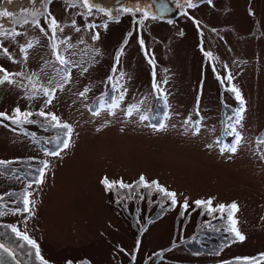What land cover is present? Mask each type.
Returning <instances> with one entry per match:
<instances>
[{
	"label": "rangeland",
	"instance_id": "374dc122",
	"mask_svg": "<svg viewBox=\"0 0 264 264\" xmlns=\"http://www.w3.org/2000/svg\"><path fill=\"white\" fill-rule=\"evenodd\" d=\"M180 3L170 22L90 14L81 0H0L12 14L0 16V67L15 82L0 85V112L50 111L73 129L71 146L49 157L65 129L39 115L23 125L0 117V159L44 158L48 173L28 188L29 213L16 211L20 195H3L20 184L0 173V223L26 232L50 264H264V0ZM233 86L244 98L240 124ZM229 125L240 133L236 153L225 150L236 138ZM105 177L133 187L109 192ZM208 199L215 212L195 204ZM233 202L246 239L211 245L208 234L233 239L212 224L230 223L218 206Z\"/></svg>",
	"mask_w": 264,
	"mask_h": 264
},
{
	"label": "snow or ice",
	"instance_id": "6c2138e0",
	"mask_svg": "<svg viewBox=\"0 0 264 264\" xmlns=\"http://www.w3.org/2000/svg\"><path fill=\"white\" fill-rule=\"evenodd\" d=\"M82 4L88 9L89 13L92 14L95 10V5H93L91 3V0H81ZM208 4H212L213 0H207ZM178 6L179 5V0H177ZM185 4L187 5L188 9H192L196 7L195 4V0H185ZM159 10L161 12H166L168 10L167 5L162 3L160 5ZM100 11L104 12L105 15L109 18H113L114 16L113 14L105 9H100ZM122 12L124 13H130V14H136V13H140L141 9L140 8H136V9H131V8H123L121 9ZM182 15L188 16L190 19H194V17L189 16V13L187 11H184L181 13ZM12 14L8 11H0V16H4V17H9ZM143 15L145 18H152V19H159V17H156L154 15H152L150 13V8L149 9H144L143 10ZM143 21H139L138 23H142ZM73 25H75V21L72 22ZM37 24H39V22H37ZM50 27L52 28L53 33H55L57 31V29L60 28L57 20L55 19V17H53L50 22ZM106 26V25H105ZM92 27H95L94 25H89V28L91 29ZM77 31H79L80 29L77 28ZM99 38V33H96L93 36V39H98ZM127 43V42H125ZM139 44L141 46L142 49H144L145 51V55H148L147 49L144 47L145 46V40L141 37L139 39ZM29 47H31V44L28 45ZM55 47V45H54ZM5 52H7V49L5 48ZM124 49H120V53L123 54ZM206 56H211L212 53L211 52H206L205 53ZM119 59L120 56L118 55L116 57L117 63H119ZM57 60L61 63V64H67L68 61L65 59L64 56L57 54ZM150 62H152V58L149 57ZM0 85L5 84L6 82H10V83H15L14 81L11 80V76L13 74L8 73L4 68L0 67ZM20 75H22V73H20ZM228 80L232 79V76L229 74L227 77ZM155 87H157V89H159V85H156ZM230 91L232 93L235 94V97L238 101H240L241 107L237 112V119L235 121L236 124H240L241 123V119H242V114L244 111L243 108V104H244V98L242 97L240 91L236 88V87H231ZM43 94L44 96H51L52 95V91L51 89H44L43 90ZM81 95H83V93H81ZM52 100L51 99H47L45 100V104H51ZM118 105H113V107H117ZM131 114V109L129 110V115ZM33 115L32 112H22L21 109L17 108L15 110V116H8L6 113L0 112V117H3L5 119H9L12 121V123L17 124V125H23L25 123L27 124H31V123H35L36 121L34 120H30L29 117H31ZM39 116L41 117H45V119H49L50 118V122H54L52 124L53 127H60L65 129L64 132V138H58V145H62L61 150L60 151H52L49 154L50 155H54V156H59L61 154V151L68 149L71 146V138L73 135V129L72 126L66 123H62L59 118L57 117V115H55L52 112H45V111H40L38 113ZM155 127V126H154ZM160 128H164L165 125L161 124L159 125ZM229 128L231 129V131L233 133H235V142L228 146L225 150L231 153H236L237 152V147L241 144V137H240V133L236 131L235 128H233L231 125H229ZM11 162L9 161H3L0 160V165H7ZM47 165H45L46 167ZM40 176H43V169H40ZM37 182H42V180L40 178H37ZM102 185L105 187V189L109 192H111L117 185V183L119 184V187L122 189H129L132 188L133 186L130 184H126L123 181H119V182H115V181H110L108 178H102L101 180ZM138 185H143L144 187H151V184H149V182L145 179V177L141 176L139 178V180L137 181ZM152 184H155L156 188L160 191L166 194V196L171 198V203L173 205L177 204V199H176V193L175 192H171L168 191L167 189H165L164 187H162L161 185H159L158 182L153 181ZM29 194H26L23 198V209L17 208L16 211L17 212H26L29 213L31 212V208L29 207L31 201L28 198ZM195 204L199 207V206H206L207 210L209 212H215L217 209L214 208L213 205V201L211 199L208 200H197L195 201ZM183 208L185 210H187L189 208V204L187 203V201H185L183 203ZM229 209V214H228V220L230 221V226L228 231L232 234L233 240H238V241H244L246 239L245 235H243L241 233V231L238 228V220L235 218V213L239 211V206L237 203L233 202L230 205H225V204H220L218 206V209L220 212H223L225 209ZM0 215H3V213H0ZM7 227L11 230V232L15 235V237L17 238V240L22 241V243L19 245L20 248H30L33 251L32 252H28L27 254L29 256H33L35 257V259L37 261H39V264H50V262L42 255L41 253V248L40 245L34 240L32 239L26 232L21 231L20 229H18L15 225H7ZM0 250H3L5 253H8L12 258L15 259L16 257V253L15 251L11 250L10 248L6 247L3 243H0ZM262 258H264V254H262ZM238 261H240V264H259L258 261H255V258H250V257H238L237 258ZM66 264H74V261L72 259H69L66 261ZM76 264H91V261H85V260H80L78 262H76ZM225 264H228V262H225Z\"/></svg>",
	"mask_w": 264,
	"mask_h": 264
},
{
	"label": "flooded vegetation",
	"instance_id": "af4514ba",
	"mask_svg": "<svg viewBox=\"0 0 264 264\" xmlns=\"http://www.w3.org/2000/svg\"><path fill=\"white\" fill-rule=\"evenodd\" d=\"M179 16H177L175 19H177ZM17 34V32H14V36ZM38 112H34L32 116L35 120H40V118H36L38 115ZM49 157H54V155H51ZM2 160V159H0ZM20 160V161H19ZM3 161H9L11 163L7 165H0V173L6 176L8 179H15L14 181H17L20 184V188L15 189L13 188L7 191L3 195H14L15 197L20 195L21 202L18 204L17 207H20V209H23V198L26 194H28L29 186L30 184H40L41 182H37V178H40L41 180L46 178L48 173L45 172V165L46 161L44 158H37L36 156H31L30 157H22L19 159H8V160H3ZM19 161V162H17ZM40 169H43V176H40ZM22 181V183H21ZM2 197V195H1ZM29 198V195H28ZM11 203L14 205V202L11 201ZM16 206V205H15ZM30 207V205H29ZM21 211L20 213H22ZM19 213V212H18ZM25 213V212H23ZM10 225V224H8ZM14 225V224H13ZM0 226L8 228L4 223H0ZM16 226V225H15ZM17 227V226H16ZM9 229V228H8ZM4 235V234H3ZM8 239L6 241H3V239L0 240V243L2 242L6 247L10 248L11 250L15 251L16 253V258L21 262V264H39V261H37L33 256H29L27 253L32 252L33 250L30 248H20L19 245L22 243V241L17 240L15 235L9 231H7L6 238ZM13 244L10 245L11 242ZM213 242V240H212ZM41 248V246H40ZM42 253V252H41ZM48 260V259H47ZM85 260L86 259H81ZM80 260H77L75 262H78ZM50 262V261H49ZM51 263V262H50ZM76 264V263H75ZM93 264V263H91ZM131 264V263H129Z\"/></svg>",
	"mask_w": 264,
	"mask_h": 264
},
{
	"label": "water",
	"instance_id": "95a60500",
	"mask_svg": "<svg viewBox=\"0 0 264 264\" xmlns=\"http://www.w3.org/2000/svg\"><path fill=\"white\" fill-rule=\"evenodd\" d=\"M182 1L184 0H179V4H181L180 2ZM202 1L204 0H195V4L201 3ZM91 3L95 5V11L105 9L110 11L113 15L118 14V11L123 8H140L141 11L150 8V13L152 15L167 21L173 20L178 12L177 0H91ZM162 3L167 5L168 10L166 12H161L159 10ZM0 264H21V262L17 260L16 257L14 259L8 253L0 250Z\"/></svg>",
	"mask_w": 264,
	"mask_h": 264
},
{
	"label": "trees",
	"instance_id": "16d2710c",
	"mask_svg": "<svg viewBox=\"0 0 264 264\" xmlns=\"http://www.w3.org/2000/svg\"><path fill=\"white\" fill-rule=\"evenodd\" d=\"M227 219H228V218H227ZM226 221H227V220L224 221L223 219H221L220 221H216V223H212V224H215V225H214L215 228H217V227H221L222 230H226V232L223 233L224 236H226V235H232V234L228 231L229 226H230V223H227V224H226ZM5 228H6V227H5ZM0 230H1V228H0ZM208 236H209L212 240H214V239L211 237V235L208 234ZM140 237H141V236H138V238H140ZM195 239H196V241H197V238H195ZM227 239H228V240H227ZM217 241H218V242H217ZM217 241L215 242V240H214L213 242H211V245H214V244L219 243L220 245L226 246V245H228L229 242L233 241V239H231V238H227V237H226V239L217 238ZM197 242H198V241H197ZM189 245L195 247V246L192 245L191 243H190Z\"/></svg>",
	"mask_w": 264,
	"mask_h": 264
}]
</instances>
